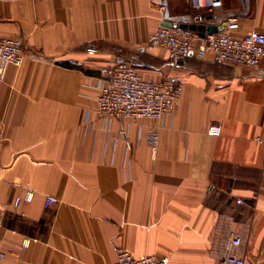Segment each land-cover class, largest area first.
I'll use <instances>...</instances> for the list:
<instances>
[{
	"label": "crops",
	"instance_id": "obj_1",
	"mask_svg": "<svg viewBox=\"0 0 264 264\" xmlns=\"http://www.w3.org/2000/svg\"><path fill=\"white\" fill-rule=\"evenodd\" d=\"M200 12L186 0H0V36L26 49L0 80L2 264H113L121 250L172 264H219L228 253L264 264V58L174 63L150 44L160 26L193 24ZM207 18H235L224 27L235 37L264 33V0H223ZM127 58L146 80L183 85L173 115L107 127L100 71ZM28 189L32 200L16 207ZM48 196L59 201L47 206ZM235 236L242 243L229 250Z\"/></svg>",
	"mask_w": 264,
	"mask_h": 264
},
{
	"label": "built area",
	"instance_id": "obj_2",
	"mask_svg": "<svg viewBox=\"0 0 264 264\" xmlns=\"http://www.w3.org/2000/svg\"><path fill=\"white\" fill-rule=\"evenodd\" d=\"M192 7L202 12L194 16V23L207 24V15L223 6V0H186ZM226 27L236 28L237 20L230 19ZM225 27V28H226ZM152 46L164 47L169 59L178 62L191 54L205 56L210 53L213 59L222 64L257 67L264 58V33L252 31L242 37H235L222 30L201 37L198 32L184 28L179 23L160 26L150 37ZM98 49L87 47V53L95 55ZM26 49L23 40L0 36V80L11 66L21 67L25 61ZM99 77V93L95 97L97 111L103 117L107 127L115 118H150L161 119L173 115L179 105L183 85L173 80L151 81L144 79L138 72L133 58L119 59L104 66ZM218 123L209 126L208 133L213 136L221 134ZM257 142L264 145V137H257ZM153 157L159 146V134L153 131L150 137ZM34 196L28 189L24 199L16 198L18 207L25 200L30 202ZM55 196H48L46 205L58 202ZM27 238L23 246H28ZM239 236L233 237L228 244L229 250L241 245ZM6 252L0 245V264ZM113 264H172L168 255L161 257H134L129 251L121 250ZM219 264H245V259L235 253H228Z\"/></svg>",
	"mask_w": 264,
	"mask_h": 264
},
{
	"label": "water",
	"instance_id": "obj_3",
	"mask_svg": "<svg viewBox=\"0 0 264 264\" xmlns=\"http://www.w3.org/2000/svg\"><path fill=\"white\" fill-rule=\"evenodd\" d=\"M213 16H210V19L212 18ZM171 23H167L166 25L169 26ZM182 27L184 28H189L193 31H196L198 32V34L201 36V37H204L205 34H213V33H216L218 31H222L224 30V27L226 26L225 24L222 25V26H216V25H207V24H188V23H183L181 24Z\"/></svg>",
	"mask_w": 264,
	"mask_h": 264
}]
</instances>
